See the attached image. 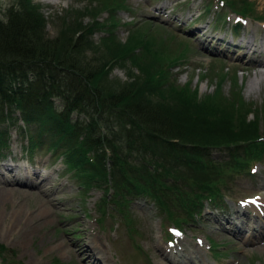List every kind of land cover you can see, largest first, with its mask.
<instances>
[{
  "label": "rangeland",
  "instance_id": "374dc122",
  "mask_svg": "<svg viewBox=\"0 0 264 264\" xmlns=\"http://www.w3.org/2000/svg\"><path fill=\"white\" fill-rule=\"evenodd\" d=\"M31 1L44 17L46 37L54 38L63 24L67 27L84 26L94 20L107 25L108 8H102L100 1L103 0ZM115 1L108 0V4ZM122 1L123 8H110L116 21L114 33L118 42H126L133 28L146 27L153 40L161 39L162 42L160 55L149 54L148 49L143 47L151 57L143 54L145 52L138 53L144 57L149 69L157 68L163 61L178 60L170 65L167 74L169 80L175 83L172 89L178 90L176 95L161 91L159 94H164L176 104L175 98L183 96L179 88L187 87L198 98L210 94L216 99L220 97V103L230 104L231 108L226 106L228 111L237 102L251 103L252 107L264 109V67L240 57L242 51L239 46L243 45L238 42L240 37L250 38L256 49H264V0H247L252 9L251 16L238 22L234 29L231 28L233 13L215 4L208 6L209 0ZM13 3L14 0H0V17ZM159 6L163 8L159 9ZM91 7H94L93 11L89 10ZM254 16L261 18L253 20L251 17ZM98 29L97 26L92 29L93 44H97L103 35ZM206 34L215 35L209 44L203 40ZM218 35L221 38L216 42ZM181 40L186 45L185 55H179L185 47ZM149 49L151 52L152 47ZM90 52L85 55L89 57ZM254 54L264 58V52L258 55L255 51ZM152 56H160V59ZM107 59L108 51L104 50L101 60L106 62ZM107 77L118 84L132 81L135 85L143 79L141 71L128 61L124 62V66L112 64ZM157 96L151 99L160 100ZM222 98L229 101L225 102ZM51 101V113L61 108L57 98ZM69 114L67 116L74 119L76 112ZM244 116L252 118L251 112H246ZM79 118L86 121L87 117L81 114ZM6 122L10 120L0 124V129L5 127L8 131L7 147L0 151V192L6 194L0 200V243L7 251L3 259L0 257V264H93L94 259L89 257L83 245L88 237L104 253L100 264H183L182 254L195 249L199 253L191 254L200 264H264L263 233L249 239L244 230L238 229H264V162L250 177L238 173V176L233 175L226 180L227 191L222 193L223 199L217 205L205 199L199 209L202 211L200 216L194 218L191 214L187 218L184 215L186 223L177 224L147 199L128 196L112 198L111 195L106 198L102 190L85 189L82 177H72L60 157L48 156L46 150L50 148H44L46 140L39 142L41 151L34 149L31 155H26L28 133L20 129L25 124L18 118L14 124L7 126ZM34 128L32 125L31 129ZM40 130H32V136ZM208 149L212 156L218 155L217 151ZM118 152L120 158L125 159L124 168L128 171L141 165L142 159H138L133 150L124 148ZM4 165L15 167V174L35 168L41 178L35 179L29 188L22 186L15 183L12 173ZM135 165V168L131 167ZM56 197L59 198L57 202ZM249 204L252 207L259 204L263 208L262 214L258 213L259 218ZM43 209L47 213H42ZM174 224L179 225V230L171 226L169 230L172 234L167 236L166 227ZM212 242L216 243L213 247ZM78 246L83 248L82 254L78 253Z\"/></svg>",
  "mask_w": 264,
  "mask_h": 264
},
{
  "label": "trees",
  "instance_id": "16d2710c",
  "mask_svg": "<svg viewBox=\"0 0 264 264\" xmlns=\"http://www.w3.org/2000/svg\"><path fill=\"white\" fill-rule=\"evenodd\" d=\"M212 1L237 16L251 15L247 0H209L208 6ZM100 2L104 10L108 8L107 25L94 20L84 26L63 24L54 38L46 37L44 17L31 0L8 5L0 17V124L10 120L8 126L18 118L25 124L20 129L28 133L25 152L41 151L39 142L46 140L48 155L60 157L72 177L81 176L85 189L102 190L106 198L147 199L172 222L184 223V215L198 213L203 200L221 202L226 180L238 173L250 177L252 166L264 162V109L237 102L228 111L230 104L220 103V97L210 94L204 101L187 87L179 88L185 98H175L177 105L159 94L176 95L167 74L178 60L163 61L150 70L138 53L150 56L143 49L147 48L149 54H159L161 39L153 40L142 27L133 28L126 42L119 43L110 8H123V1ZM96 26L103 35L93 44ZM104 50L106 62L101 60ZM182 53L186 54V45ZM125 61L141 71L140 83L118 84L107 77L112 64L124 66ZM156 96L160 100L151 99ZM52 98L61 106L53 113ZM72 112L74 119L69 117ZM246 112H251V119ZM32 125L41 129L35 136ZM7 138L4 127L0 151L7 147ZM124 148L142 159L139 167L124 168L125 159L118 152ZM208 148L218 155L211 156ZM6 251L0 243L2 259Z\"/></svg>",
  "mask_w": 264,
  "mask_h": 264
},
{
  "label": "bare ground",
  "instance_id": "6f19581e",
  "mask_svg": "<svg viewBox=\"0 0 264 264\" xmlns=\"http://www.w3.org/2000/svg\"><path fill=\"white\" fill-rule=\"evenodd\" d=\"M158 8H163V6H159ZM215 37V35H211V34H206L205 38H203L204 42L205 43H208L211 41V39H213ZM220 35H218V37L216 38V42L218 39H220ZM207 40V41H206ZM238 42L242 43L243 46H239L240 47V50L242 52H240V57H246V59L248 60V62H250L251 64H256L258 66H263L264 67V59H261V58H258V56H254L252 53L255 49L253 43H252V40L250 38H246V37H240L238 38ZM248 51H250V53H248ZM243 54L245 56H243ZM4 163V162H3ZM2 164V163H1ZM16 166V165H14ZM5 169H7L9 172L12 173V176L14 177V181L15 183H19L21 184L22 186H25V187H28L30 186L34 181L35 179L37 178H41V176L38 174V171H35L34 169L32 170H27L26 172H23L21 174H15L14 171H15V167H11V166H6L4 165L3 166ZM40 172V171H39ZM46 176V175H45ZM43 181V180H42ZM4 182L6 183H14L13 181H7V180H4ZM3 183V182H2ZM51 183V182H50ZM57 183V182H56ZM60 183V182H59ZM58 183V184H59ZM36 184V183H35ZM4 185V184H3ZM56 185V184H55ZM68 185V184H67ZM36 186V185H35ZM10 187H13V186H10ZM29 188V187H28ZM43 189V188H42ZM45 189V188H44ZM48 190V189H47ZM65 190V189H64ZM76 191V190H75ZM38 192V191H37ZM42 192V191H41ZM74 192V191H73ZM5 193L4 192H0V200H3L5 198ZM14 195V194H13ZM17 195V193H16ZM59 198L56 197L55 198V202H57ZM250 205V204H249ZM251 206V205H250ZM251 208L253 209L254 211V214L257 216L256 218H259V211L261 209V207L257 206V207H252ZM46 212V209H43L42 210V213L43 212ZM238 229L240 230H244V234L247 235V237L249 239H252V238H255L256 236H259L260 233H263L264 235V229H261L259 227L257 228H253L251 230L249 229H244L243 227H239ZM255 232H258L255 234ZM264 237V236H263ZM246 239V238H245ZM84 245V249H86V252H88V255L91 259H94V261L92 262L93 264L96 263V264H100V261L103 259V251L102 249H100L99 247H96L94 242H92V240L88 237L85 241V243L83 244ZM78 253L82 254L83 253V248L80 249L79 246H78ZM199 253L197 251V249H195L194 251H191V250H187L185 254H182V263L183 264H186L187 262H189L188 264H200L198 261H195L194 260V255H192L191 253ZM167 259V258H166ZM201 261H203V258H200ZM202 264H206L205 262H203Z\"/></svg>",
  "mask_w": 264,
  "mask_h": 264
}]
</instances>
